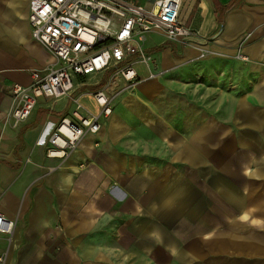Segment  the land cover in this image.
<instances>
[{"label":"crops","instance_id":"obj_1","mask_svg":"<svg viewBox=\"0 0 264 264\" xmlns=\"http://www.w3.org/2000/svg\"><path fill=\"white\" fill-rule=\"evenodd\" d=\"M30 1L0 0V215L15 224L0 233L5 264H264V0H181L193 35L149 34L152 62H136L135 87L107 90L109 117L93 97L108 71L15 128L12 86L55 63L33 38ZM77 99L101 129L50 158Z\"/></svg>","mask_w":264,"mask_h":264},{"label":"built area","instance_id":"obj_2","mask_svg":"<svg viewBox=\"0 0 264 264\" xmlns=\"http://www.w3.org/2000/svg\"><path fill=\"white\" fill-rule=\"evenodd\" d=\"M181 9V0H158L152 9L123 0H31L28 19L33 38L55 63L34 71L31 85L12 86L9 117L13 126L18 128L26 122L42 99L69 97L75 80L108 71L106 85L93 97L102 115L109 117L113 98L107 90L121 81L128 88L135 87L141 81L136 62H152L144 49L149 34L159 33L172 41L193 35L181 19ZM74 102L73 118L63 119L48 139L50 158L68 156L87 135L101 129L99 117L82 116L83 104L79 99ZM14 227L12 221L0 215V233L11 235ZM0 264H5L3 256Z\"/></svg>","mask_w":264,"mask_h":264},{"label":"rangeland","instance_id":"obj_3","mask_svg":"<svg viewBox=\"0 0 264 264\" xmlns=\"http://www.w3.org/2000/svg\"><path fill=\"white\" fill-rule=\"evenodd\" d=\"M133 60H134V58H133ZM92 89H93V87L85 86V87H83L81 90H83L84 92H86V91H90V90H92Z\"/></svg>","mask_w":264,"mask_h":264}]
</instances>
